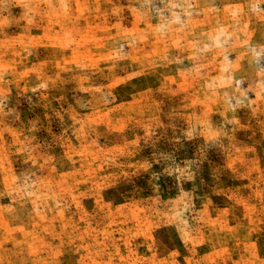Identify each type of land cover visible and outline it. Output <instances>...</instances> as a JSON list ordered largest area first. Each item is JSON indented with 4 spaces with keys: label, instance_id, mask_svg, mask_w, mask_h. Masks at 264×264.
Masks as SVG:
<instances>
[{
    "label": "rangeland",
    "instance_id": "1",
    "mask_svg": "<svg viewBox=\"0 0 264 264\" xmlns=\"http://www.w3.org/2000/svg\"><path fill=\"white\" fill-rule=\"evenodd\" d=\"M0 264H264V0H0Z\"/></svg>",
    "mask_w": 264,
    "mask_h": 264
}]
</instances>
